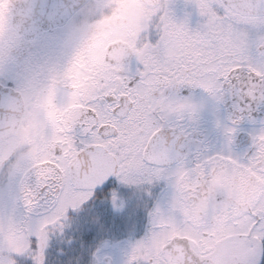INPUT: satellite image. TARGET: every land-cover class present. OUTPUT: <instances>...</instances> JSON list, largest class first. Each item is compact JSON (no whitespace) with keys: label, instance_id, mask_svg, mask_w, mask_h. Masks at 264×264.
<instances>
[{"label":"snow or ice","instance_id":"obj_1","mask_svg":"<svg viewBox=\"0 0 264 264\" xmlns=\"http://www.w3.org/2000/svg\"><path fill=\"white\" fill-rule=\"evenodd\" d=\"M193 2L204 18L195 29L173 20L168 0H148L149 11L131 38L113 45L128 50V54L106 57L105 66L91 75L69 147L75 156L76 180L85 187L95 179L100 182L92 186L90 195L73 202L72 208L87 201L94 206L126 203V186L110 174V169L122 168L131 155L144 159L146 171L141 179L150 182L149 186L163 180L172 188L177 175L209 183L221 172L240 175L256 189L243 229L236 226L237 203H221L215 208L229 221L228 233L223 235L193 231L196 216L173 210L171 196L164 206H156L157 218L168 219L178 229L196 236L198 244L188 245L184 264H264V129L252 137L251 150L242 155H234L230 149L189 151L183 142L192 136L198 108L181 95L185 87H198L217 100H233L234 125L264 105V0ZM150 34L157 37L154 42ZM133 58L134 68L130 66ZM235 131V127L226 130L229 145ZM56 193V183L47 176L30 185L24 193L30 223L51 219L55 224L65 218V207L58 209L55 217L45 215L55 206ZM6 195L11 199L13 194ZM153 209L150 222H154ZM229 233L232 237L246 234L242 249H237ZM33 247H39L38 236L33 237ZM73 259L52 253L44 258V264H70ZM80 259L85 264L87 257L81 254Z\"/></svg>","mask_w":264,"mask_h":264},{"label":"flooded vegetation","instance_id":"obj_2","mask_svg":"<svg viewBox=\"0 0 264 264\" xmlns=\"http://www.w3.org/2000/svg\"><path fill=\"white\" fill-rule=\"evenodd\" d=\"M49 1L50 27L36 32L27 28V34L35 35H27V47L21 49L16 62L10 63L3 71H0V114L6 112L22 114L15 133L0 140V205L2 208L9 200L6 194L14 192L18 197L16 206L24 212V220L27 222L29 212L24 193L38 177L47 176L51 182L56 183L57 193L55 206L45 215L61 207L67 208V212L78 210V214L73 221H70V224L75 223L76 219L85 224L93 223L100 227L99 235L108 238H111L113 234L108 232L111 231L110 228L121 225L129 233L126 237L142 242L150 241L153 230L165 227L164 224L156 223L159 213V208L156 206H164L170 196L173 210L184 214L191 212L196 216L193 220V231L203 230L207 234L208 231H212V226L228 224V218L215 211L216 206L221 203L239 204V210L234 215L238 219H247V211L254 203L253 193L256 189L243 176L221 172L220 177L209 183L203 179L195 180L186 175H177L172 181V188L163 180L149 186L150 182L145 183L141 179L146 171L144 159L136 155L129 156L125 165L117 168L116 176L129 193L126 203L94 206L91 201H87L79 208H72L73 202H78L91 194L93 183H96L92 181L85 187L76 180L73 168L75 156L72 155L69 147L72 143L70 133L82 114L84 107L82 101L88 82L92 74L105 66L106 57L115 59L120 55L122 49L113 48V45L126 43L125 38H131L134 30L139 26L140 19L149 11V4L148 0H115L111 15L101 21V28L96 36L73 60L68 69L67 84L42 97L38 95L25 97L23 103H20L11 95L18 79L19 64L26 55L43 49L63 25L75 15L81 2V0ZM30 8V5H26L27 11ZM168 11L175 22H186L189 28L195 29L204 20L193 0H168ZM0 33L5 35V39L0 40V56H3L14 38L12 16L9 15L6 0H0ZM114 34L122 36L111 39L110 36ZM149 39L154 42L157 37L150 34ZM130 66L135 67L134 58L130 61ZM181 95L189 97L198 108L197 119L191 125L192 136L183 142L184 146L192 152L201 148L212 152V96L198 87H185ZM199 99L207 100L206 122H203V118L200 122ZM228 100L226 104L232 105L234 110L230 111L225 104L222 115L229 125L236 128L230 146L236 153H245L251 150L252 137L264 129V105L255 108L250 116L246 114L238 124L234 125L236 109L232 104L234 101ZM7 105H12L14 108L8 109ZM38 115H46V117L43 118V128L34 135ZM48 132H50V142L43 145L45 133ZM6 147L10 149L6 151ZM65 149L68 150L65 151ZM47 155L49 158L44 159ZM71 194H74L73 202L64 203L63 200L70 198ZM152 209L154 222H150L149 216ZM230 239L237 249H242L246 234L230 237ZM185 241L187 244L184 243ZM197 244L196 236L176 230L163 247L162 253L166 257L160 264H184L185 256L189 251L188 245Z\"/></svg>","mask_w":264,"mask_h":264},{"label":"rangeland","instance_id":"obj_3","mask_svg":"<svg viewBox=\"0 0 264 264\" xmlns=\"http://www.w3.org/2000/svg\"><path fill=\"white\" fill-rule=\"evenodd\" d=\"M122 36L120 34H114L110 36L111 39ZM228 99L217 100L212 97V146L213 153L216 152H227L229 149L234 155H242L243 152L236 153V151L229 145L228 136L226 130L234 126L229 125L225 118L222 115L223 110L225 109V104L228 102ZM206 99H199V114L200 122H206L208 116V105H206ZM234 106V103H232ZM227 105V104H226ZM230 111L234 110L232 105H227ZM46 115H38L37 119V129L34 133L38 132L40 128H43V118ZM203 118V119H201ZM234 133L232 134V138ZM47 142H50V132L45 133V141L43 145H47ZM10 147H6L8 151ZM49 155L44 156V159H48ZM11 199L5 202V207L2 208L0 205V264H22L23 261L31 259L33 264H38L40 261L39 251H34L31 247V239L34 236H41L44 230L52 223V220H44L39 224L30 223L29 220L26 222L24 220V212L19 209L17 204L18 197L15 193H12ZM73 195L71 194L70 198H65L64 203L73 202ZM78 199V197H76ZM22 217H20V216ZM59 215L58 210L52 211L46 216L49 218ZM247 219H238L236 226L240 229H243ZM157 224H164L165 227H161L158 230H153L151 232V238L148 242H142L139 240H132L131 238H122L117 240L116 236L118 231L110 228L113 236L111 238L99 235L102 239L96 244V250L94 254V259L92 264H104V258L111 256L113 258V264H135L142 262H151L153 264H160L166 256L162 253L163 247L168 243V240L176 230L179 232L182 231L178 229L175 224L171 223L168 219H158L156 220ZM89 225V223H86ZM121 226V225H117ZM230 225L229 223L212 226V231L218 234L228 233ZM47 230V229H46ZM89 228L84 229L87 232ZM69 231H76L75 228ZM185 232V231H183ZM189 234L188 232H185ZM128 231L125 228V235L128 236ZM171 234V235H170ZM232 237L229 233V238ZM59 238L57 235L52 234L50 236V243H57ZM167 242V243H166Z\"/></svg>","mask_w":264,"mask_h":264},{"label":"clouds","instance_id":"obj_4","mask_svg":"<svg viewBox=\"0 0 264 264\" xmlns=\"http://www.w3.org/2000/svg\"><path fill=\"white\" fill-rule=\"evenodd\" d=\"M6 4L12 16L14 38L6 54L0 56V71L16 62L28 40L29 18L24 0H6ZM114 7L115 0H81L75 15L51 41L40 51L26 55L19 64L18 79L11 94L13 99L23 103L25 97H42L66 85L73 60L87 48L100 30L101 21L111 15ZM4 39V33H0V40ZM127 54L125 49L119 56Z\"/></svg>","mask_w":264,"mask_h":264},{"label":"trees","instance_id":"obj_5","mask_svg":"<svg viewBox=\"0 0 264 264\" xmlns=\"http://www.w3.org/2000/svg\"><path fill=\"white\" fill-rule=\"evenodd\" d=\"M78 210L67 212L65 218L63 217L59 222L49 225L39 236V247H33V238L31 239V247L34 251L41 250L40 261L38 264H44V258L46 260L52 253H55L57 256L68 255L73 256L75 259L70 261V264H81L80 256L81 254L86 255L87 259L85 264H92L94 259V254L96 250V244L99 239H102L99 236L100 227L95 224H85L76 219L71 223L70 221L74 220V217L78 214ZM62 222L63 227L59 228V223ZM73 228L76 231H69ZM89 228L87 232L84 229ZM113 230L118 231L116 236L117 240L126 238L125 227L116 226L113 227ZM54 234L57 235L59 241L57 243L47 242L50 239V236ZM113 236V234H112ZM48 243V244H47ZM135 264H152L151 262H142Z\"/></svg>","mask_w":264,"mask_h":264},{"label":"water","instance_id":"obj_6","mask_svg":"<svg viewBox=\"0 0 264 264\" xmlns=\"http://www.w3.org/2000/svg\"><path fill=\"white\" fill-rule=\"evenodd\" d=\"M25 5H30L31 8L27 11L29 23L28 29L36 32L37 30H42L50 27V1L49 0H31L30 2H26L24 0ZM15 12V9H14ZM28 36H32L35 34H27ZM18 108V106H15ZM8 109L14 108L12 105H7ZM22 114L6 112L0 114V140L5 139L13 135L18 127V124L21 120ZM116 169H110V174L116 175ZM96 183L100 182V179H95ZM95 183H93L94 185ZM105 264H112V257H106L104 259Z\"/></svg>","mask_w":264,"mask_h":264}]
</instances>
